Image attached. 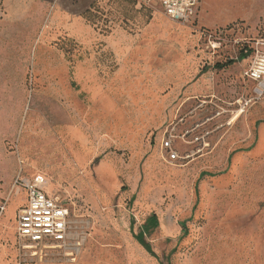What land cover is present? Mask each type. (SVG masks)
Here are the masks:
<instances>
[{"label":"rangeland","instance_id":"1","mask_svg":"<svg viewBox=\"0 0 264 264\" xmlns=\"http://www.w3.org/2000/svg\"><path fill=\"white\" fill-rule=\"evenodd\" d=\"M137 1L140 8L122 15L130 25L122 20L116 23L132 41L129 52L122 44L120 52L113 53L105 43H97L85 53L65 49L61 56L37 55L39 68H31L28 55H21L23 69L0 71L11 81L13 94L23 100V134L35 160L28 164L38 169H23V177L32 183L40 177L41 186L51 191L50 195L66 202L75 236L85 226L82 218L91 207L82 193L109 194V206L134 211L136 224L146 223L154 214L157 224L144 237L151 264H264V97L244 110L236 104L251 95L252 85L244 72L255 41L264 38V26L262 22L251 26L237 23L221 29L220 45L213 49L209 34L214 31L166 17L167 35L149 40L145 31L153 15L163 13L153 1ZM100 29L106 34L108 22ZM248 50L250 54L240 59ZM61 62H88L87 80L77 81L65 66L48 69L49 64ZM192 67L195 78H191ZM202 78H214L216 92L188 98L190 85ZM218 110L224 115L209 125L222 127L212 134L208 153L197 158L202 163L199 170L186 174L185 193L165 191L152 214L142 211L137 215L134 207L145 183V164L152 157L165 163L161 143L169 124L179 119L185 124L203 122ZM228 120L231 122L226 124ZM75 128L86 151L77 148L80 144L73 140L75 135L79 137ZM32 136L37 139L33 144ZM15 138L13 134L4 141L7 154H15ZM70 153L74 161L65 163ZM84 156L86 164L79 170ZM235 159L241 165H235ZM231 173L233 181L237 180L228 189L202 193L207 180ZM3 193L0 186V195ZM149 193H155L154 189ZM21 200L22 196H14L12 204ZM178 211H183V216ZM170 224L177 232L163 234L162 228ZM14 233L15 224L13 229H2L0 247L20 249V255L30 256L21 250ZM83 233L87 232L83 229ZM50 253L68 255L70 251L56 248L47 255Z\"/></svg>","mask_w":264,"mask_h":264},{"label":"crops","instance_id":"2","mask_svg":"<svg viewBox=\"0 0 264 264\" xmlns=\"http://www.w3.org/2000/svg\"><path fill=\"white\" fill-rule=\"evenodd\" d=\"M139 4L137 0H0V71L23 69L24 61L21 55H28V63L32 64L31 68H39L37 55L47 53L61 56L65 49L68 51L75 49L76 52L85 53L97 43H105L113 53H119L122 44L125 46V51L129 52L130 50L127 49L131 48L129 45L132 41L126 35L124 28H120V24L116 23L122 20L130 25V22L123 19V12L137 10L140 8ZM263 19L264 0H200L192 28L215 32L237 23L251 26L261 22L262 27L264 26ZM105 21L108 22L109 28L106 34L101 33L100 29ZM168 25V19L164 14L155 13L151 26L145 31V37L149 40L165 37L168 33ZM63 63L57 66L49 64L48 69H62L65 66L66 69L72 71L77 81L87 80L88 62L65 63V65ZM191 70V78H195L197 74H193V67ZM11 85V81L0 75V166L3 169V174L0 175V186L5 192L0 195V208H2L0 210V238L2 229H13L15 224L14 234L20 245L16 232L17 216L19 211L26 206V192L22 187L15 186V181L18 179L31 182L23 177V169L26 172H38V169L28 164V161L35 160L28 145L25 144L23 100L13 94L9 88ZM177 85L181 86L179 82ZM215 92L214 78L211 80L202 78L190 85L187 97L196 98L205 94L211 96ZM78 131L77 128L73 130L80 137ZM13 134L16 136V151L14 155H10L6 152L4 141L11 138ZM69 135L72 138V134ZM79 137L75 135L72 139L79 142L80 145L77 148L85 150L82 146V138ZM35 140L37 139L32 136L31 143L33 144ZM23 150L28 155L27 165L24 163ZM71 155L70 153V157H66L64 162L69 159L73 163L74 158ZM198 160L195 159L186 165L178 166L166 161L163 163L158 158L152 157L145 164L147 172L145 183L134 207L137 215L142 211L151 212L154 205H160L159 199L165 191L185 193V176L199 170L197 168L201 167L202 163ZM83 164H86L85 156L81 159L79 170ZM234 164L241 165V163L237 164L236 159ZM103 166L104 164H101L98 169L99 173L103 170ZM233 176L231 173L207 180L206 186H202V193H218L228 189L231 183L237 180L233 181ZM84 180L87 181L86 178ZM39 185L47 195L59 199L50 195L51 191L47 192L44 186ZM83 185L81 183L79 187ZM238 187L240 188V185ZM149 189H154L155 193H149ZM82 194L91 207L82 218L85 228L81 227L79 232L81 247L72 261L68 255L53 253L49 255L46 253L42 261L24 252L20 255V249L18 251L13 247L1 246L0 264H151V257L142 245V241L147 243L144 238L147 231L144 230L145 222L134 223L136 215L134 211L130 213L119 205L116 209L111 208L107 193ZM18 195L22 196L21 202L12 204L14 196ZM11 208L12 211L9 213ZM178 212L180 216H183V211ZM83 229L87 233L84 234ZM134 229H138V233H134ZM162 229H164L163 234L177 232V227L172 224ZM82 233L85 237H82Z\"/></svg>","mask_w":264,"mask_h":264},{"label":"built area","instance_id":"3","mask_svg":"<svg viewBox=\"0 0 264 264\" xmlns=\"http://www.w3.org/2000/svg\"><path fill=\"white\" fill-rule=\"evenodd\" d=\"M160 7L162 13L171 21L193 27L200 0H149ZM222 31L209 34L213 39L212 48H218ZM244 77L251 83L249 98L237 101L239 109L264 97V38L255 41L254 51ZM224 112L218 110L212 119L203 122L171 123L164 131L161 149L165 153V161L171 164L186 165L208 153L210 138L220 124L209 125L214 119H220ZM228 120L226 124H229ZM180 126V128H179ZM15 186L26 192V206L17 216V238L23 251L30 257L41 260L49 250H69L71 261L81 247V237L74 235L70 221L68 206L60 199L50 197L41 190L37 183L15 181ZM2 210V208H0Z\"/></svg>","mask_w":264,"mask_h":264},{"label":"trees","instance_id":"4","mask_svg":"<svg viewBox=\"0 0 264 264\" xmlns=\"http://www.w3.org/2000/svg\"><path fill=\"white\" fill-rule=\"evenodd\" d=\"M247 54H250V51L248 50V51H246V55H240V59H244V58H246V56H247ZM220 66H218V68H219ZM156 219H155V216L154 215H152L148 220H147V222L145 223V225H144V230H148L149 228H153L154 226H156ZM142 245H143V247L146 249V251L147 252H150V248H149V246L146 244V243H144L143 241H142Z\"/></svg>","mask_w":264,"mask_h":264},{"label":"bare ground","instance_id":"5","mask_svg":"<svg viewBox=\"0 0 264 264\" xmlns=\"http://www.w3.org/2000/svg\"><path fill=\"white\" fill-rule=\"evenodd\" d=\"M241 112H243V111H241ZM56 148H57V147H56ZM23 152H24V150H23ZM25 155H26V154H25ZM25 157H26V156H25ZM25 157H24V158H25ZM51 158H52V157H51ZM51 160H52V159H51ZM51 166H52V165H51ZM63 168H65V167H63ZM63 168H62V169H63ZM73 168H74V167H73ZM59 169H60V168H59ZM65 169H66V168H65ZM46 171H47V170H46ZM52 171H53V170H52ZM73 171H74V169H73ZM60 172H62V171H60ZM70 172H71V171H70ZM52 174H53V173H52ZM168 174H169V173H168ZM66 176H67V175H65L64 177H66ZM56 177H57V175H56ZM64 177H63V178H64ZM42 178H43V177H42ZM65 179H66V178H65ZM65 179H64V180H65ZM58 181H59V180H58ZM36 183H38V184H42L41 179L38 178V179L36 180ZM44 189H45V188H44ZM52 249H53V248H52Z\"/></svg>","mask_w":264,"mask_h":264}]
</instances>
